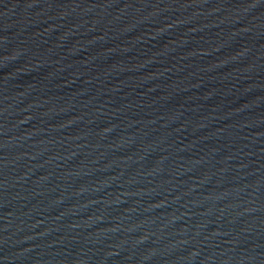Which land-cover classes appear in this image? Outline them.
<instances>
[{"label":"water","instance_id":"1","mask_svg":"<svg viewBox=\"0 0 264 264\" xmlns=\"http://www.w3.org/2000/svg\"><path fill=\"white\" fill-rule=\"evenodd\" d=\"M0 264H264V0H0Z\"/></svg>","mask_w":264,"mask_h":264}]
</instances>
